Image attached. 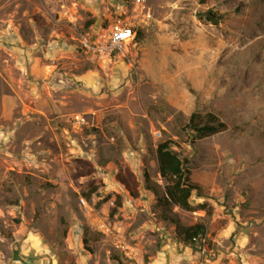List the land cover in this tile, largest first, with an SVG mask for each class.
I'll return each instance as SVG.
<instances>
[{"label":"rangeland","instance_id":"rangeland-1","mask_svg":"<svg viewBox=\"0 0 264 264\" xmlns=\"http://www.w3.org/2000/svg\"><path fill=\"white\" fill-rule=\"evenodd\" d=\"M116 21L134 38L99 63L77 38ZM208 112L225 128L192 139ZM163 140L206 247L146 187ZM0 264H264V0H0Z\"/></svg>","mask_w":264,"mask_h":264},{"label":"trees","instance_id":"trees-1","mask_svg":"<svg viewBox=\"0 0 264 264\" xmlns=\"http://www.w3.org/2000/svg\"><path fill=\"white\" fill-rule=\"evenodd\" d=\"M198 16L212 24H218L223 18V15L211 9L199 13ZM224 128L225 123L220 121L216 115L209 112L205 114H191L185 125V129L189 132L192 139H199L215 134ZM171 144L172 141L170 140H163L156 144L155 158L162 183L150 181L148 176H146V187L155 196L161 218L174 226L176 240L190 247H194L196 244L206 247V241H203L206 237L205 225L202 223L183 225L180 223L177 214L173 211L174 207L190 210L191 204L189 199L192 193L198 190V186L190 180V171L187 168L186 160L173 149ZM94 190L95 188L92 189V191ZM131 193L135 194L132 191ZM85 196L86 198L90 197L89 194Z\"/></svg>","mask_w":264,"mask_h":264},{"label":"built area","instance_id":"built-area-1","mask_svg":"<svg viewBox=\"0 0 264 264\" xmlns=\"http://www.w3.org/2000/svg\"><path fill=\"white\" fill-rule=\"evenodd\" d=\"M136 4H141L144 0H134ZM134 30L130 25L121 21H116L102 34L82 33L78 36V43L83 51L88 53L99 63L111 62L113 58L123 56L128 44L133 40ZM74 120L77 123H84L82 115H76ZM85 203L84 199H80ZM103 228L104 224L101 223Z\"/></svg>","mask_w":264,"mask_h":264}]
</instances>
